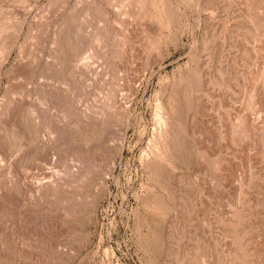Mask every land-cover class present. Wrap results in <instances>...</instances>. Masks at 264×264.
I'll list each match as a JSON object with an SVG mask.
<instances>
[{"label":"rangeland","instance_id":"rangeland-1","mask_svg":"<svg viewBox=\"0 0 264 264\" xmlns=\"http://www.w3.org/2000/svg\"><path fill=\"white\" fill-rule=\"evenodd\" d=\"M0 264H264V0H0Z\"/></svg>","mask_w":264,"mask_h":264}]
</instances>
